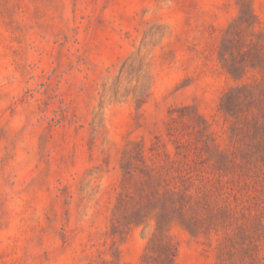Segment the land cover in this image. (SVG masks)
<instances>
[{"label": "rangeland", "instance_id": "374dc122", "mask_svg": "<svg viewBox=\"0 0 264 264\" xmlns=\"http://www.w3.org/2000/svg\"><path fill=\"white\" fill-rule=\"evenodd\" d=\"M0 264H264V0H0Z\"/></svg>", "mask_w": 264, "mask_h": 264}]
</instances>
